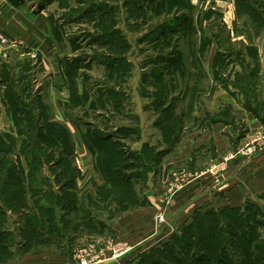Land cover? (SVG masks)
Listing matches in <instances>:
<instances>
[{"label": "crops", "instance_id": "crops-1", "mask_svg": "<svg viewBox=\"0 0 264 264\" xmlns=\"http://www.w3.org/2000/svg\"><path fill=\"white\" fill-rule=\"evenodd\" d=\"M255 1L264 3V0ZM14 3L15 0H0V31L10 38L9 45L0 49V109L7 122L4 132H26L29 121L34 120L43 131L50 124L47 132L54 127L69 133L70 146L65 155L60 150L61 141L54 145L48 140L43 143L52 157L47 156L49 170L35 174L40 187L35 193L30 190L29 172L22 173L23 179L29 181L28 187L25 185L24 204L16 213L21 218L17 237H22L30 211L40 217L38 210L42 206L38 208L35 204L41 198L55 197L57 211L50 207L43 218L45 229L41 240L45 238L44 246L52 245L50 250L37 248L30 251L29 256L19 258L18 264H74L78 249L92 241L107 242L110 238H105L106 233L108 237L118 235L116 240L133 248H142L167 239L175 224H187L195 212L242 208L245 200H254V195L261 199V190H264V145L261 143H264V136L256 135L264 130V10L254 14V20L259 21L256 31L260 33L251 47L253 57L251 61H240L246 69L236 70L237 75L245 79L244 83L255 84L253 93L234 95L236 100L241 99L242 105L234 96L221 93L210 99L212 106L208 108L212 107L214 111L202 109L196 116L200 99L209 103L208 96L198 93L194 107L181 114L173 111V115L168 116V123L160 119V112L156 114L152 123V129L157 133L155 142L144 141L142 127L138 126L136 129L124 127L127 134L123 137L120 132L112 131L109 140L89 142V125L99 132H107L96 124L81 122L85 125L81 126L77 121L78 115L86 116V111L91 109L95 93L90 89L86 91L82 82L75 83L68 78L64 64L67 55H61V47L54 43L50 15L42 11L32 13L28 3ZM232 62L212 59L210 66L205 67L202 60H194L189 64L188 73H196V76L202 66L219 67V70ZM193 68L197 72L191 71ZM184 70L186 73L185 63L181 73ZM220 71L221 77L234 75L232 69ZM209 73L214 75L213 70ZM9 87L18 92L14 99L7 95ZM234 111L235 121L230 122L226 118L229 114L234 115ZM129 139L140 143L138 149L143 156L135 166L130 155L137 149L129 146ZM28 141L32 144V140ZM246 146L251 148L250 154L235 156L220 169L212 170V166L219 165L229 153ZM61 154L68 161L69 171L59 164ZM120 157H123V164L118 163L121 167L118 172L115 167ZM40 180L45 181V186ZM123 184L125 188L136 190L137 202L130 198L120 205L117 194ZM137 187L144 188L138 191ZM45 201L53 203L48 199ZM53 213L60 214L56 220L49 216ZM159 213L164 215V222L157 229L154 218ZM171 221H175L174 224H170ZM78 243L80 245L76 246ZM131 255L134 257V253L121 257L120 264L129 262ZM118 262L107 260L100 264Z\"/></svg>", "mask_w": 264, "mask_h": 264}, {"label": "rangeland", "instance_id": "rangeland-1", "mask_svg": "<svg viewBox=\"0 0 264 264\" xmlns=\"http://www.w3.org/2000/svg\"><path fill=\"white\" fill-rule=\"evenodd\" d=\"M23 3H28V9L32 13L42 11L50 15L54 43L61 47V55H67L64 64L68 78L75 83L82 82L86 91L90 89L95 93L97 107L87 110L86 116L78 115L77 121L103 127L109 136L112 131L120 132L124 127L136 129L138 126L142 127L144 141L155 142L157 133L152 129V123L160 109H167L171 104L173 111L181 114L183 110L194 107L198 93H203L204 97L208 96L206 98L209 103L200 99L195 115L200 114L202 109L211 113L214 110L212 107L208 108L212 106L210 99H215L221 93L230 97L240 92H254L255 84L244 83L245 79L237 75L236 70L246 69L240 61H251L253 57L251 47L256 35L260 33L256 31L259 21L254 20V14L264 10V3L255 0H15L14 4ZM220 9L223 12H220ZM195 47L197 48L194 52ZM212 59L222 62L233 60V64L215 69L218 73L214 75L209 73L211 68L204 66L197 70V77L194 68L191 71L195 74L188 73L191 61L202 60L205 67H208ZM173 61H177V64L173 65ZM184 63L187 72L184 70V73H181ZM221 69H232L234 75L221 77ZM164 83H167L166 88L162 85ZM113 93L120 96L117 98V105L120 107L118 112V107L115 110L114 106L115 99L109 98ZM235 101L241 103V99ZM216 107L214 105V109ZM235 118L234 111V115L229 114L226 119L231 122L233 119L235 121ZM82 123L81 126L84 125ZM6 124L0 109V141L12 146L0 148V174L19 169L28 172V153L23 151L27 152L29 148L22 147L23 138L20 133L4 132L7 130ZM120 133L123 137L122 132ZM22 136L26 137L25 134ZM256 136L262 138L264 130ZM11 139H14L15 143L10 142ZM133 142L134 140L129 139V146L139 152L140 143ZM248 148L250 149L246 146L229 153L219 165H213L212 170L220 169V166L226 165L235 156L250 154L252 151L247 150ZM40 156L42 161L38 171L45 173L49 169L45 156ZM28 181H24L26 186ZM1 182L2 186L6 187V181L0 180ZM39 182L45 186V181ZM139 188L142 190L144 187H137L138 191ZM263 191L261 190L260 200L254 195V200L243 202L247 206L236 210L229 208L225 213L227 219L221 218L218 211L207 219L208 225H221L229 221V225L234 228L237 216L243 214L239 210L247 213L244 219L251 221L248 223L250 234L245 237L241 246L245 256L238 259V264H264ZM45 199L41 198L39 206L45 205ZM11 205H14L12 201L9 205L2 204L4 214L0 216V233L8 234L4 242L7 244V250L12 253L5 264H18L20 257L27 256L28 252L37 248L50 250L52 245L44 246L45 238L33 241L31 239L28 242L26 236L20 239L17 237L21 218L16 215L17 211ZM38 212L41 214L43 210L39 209ZM59 215L53 213L49 216L56 220ZM193 221L192 219L180 226L175 224L167 239L143 245L142 248H133L123 241L116 240L118 235H104L107 236L106 239L110 238L106 241L120 250L129 246L133 248L122 255L125 257L134 253V257L131 255L132 259L125 264H235L223 255L220 248L207 246L218 240L217 235L214 234L211 240L205 241V233L194 230L197 238L192 240L195 232L183 229ZM174 222L171 221L170 224ZM203 223L199 221L200 225H204ZM231 236L234 234L231 233ZM31 242L33 246L27 248ZM240 243L241 241L232 244L238 247ZM78 245L80 243L76 246ZM121 260L117 258V264H120Z\"/></svg>", "mask_w": 264, "mask_h": 264}, {"label": "trees", "instance_id": "trees-1", "mask_svg": "<svg viewBox=\"0 0 264 264\" xmlns=\"http://www.w3.org/2000/svg\"><path fill=\"white\" fill-rule=\"evenodd\" d=\"M219 68V67H218ZM218 68H212L213 73L217 74L218 72H215V69ZM166 84L164 83L162 84L164 88H166ZM73 86H75V84H72ZM7 95L9 97H11L12 99H14L16 96H18V92L14 89L9 87ZM108 98V97H106ZM109 98L115 99L114 102V106H115V110L116 107H118L119 105V100L117 98H120L118 93H113L109 95ZM96 98L93 99L90 108H95L97 107V102H96ZM250 100V98L248 97V101ZM108 101V100H107ZM112 102V100H111ZM172 105L170 104L168 106L167 109H160V113H161V117L160 119H164V123H168L169 120L168 116L173 115V109H172ZM120 110V107L117 108V112ZM51 125H47L44 128L46 129V131H43V128H40L39 126L37 127L35 124L34 120H30L29 121V126H28V130L25 131H20V135L23 138L22 142L23 145L22 147H24V149H26L27 147L29 148V151H23L24 153H28V166H30V170L28 171L30 174V181L32 183V187H30V190L32 192H36L35 190L40 188L39 185L36 183L38 182L35 178V174L36 172H38V167L39 165H41V154H43L45 156V161H49L47 160V156L52 157L51 153H48V146L46 147L45 144H43L44 142L48 141H52L53 145L56 144V141H61L62 142V146L60 148L61 152L63 154H67L70 146H69V133H67L66 131H64L63 129L59 128V130H55L54 127H52V130H49L47 132V127H50ZM90 128V131L87 134V139L92 140V141H105V140H109L111 137L108 135L109 133H102L99 132L97 130H94L95 128H92L91 125L88 126ZM120 132H122L123 136H125L127 134V130L125 128H121ZM26 135V137L22 136V135ZM28 140H32V144L29 143ZM10 142H14V139H11ZM90 142V141H89ZM1 145L0 148L4 149V148H9L12 147L11 145H9L8 143H4L2 141H0ZM4 143V144H2ZM13 143V146H14ZM6 144V145H5ZM99 149H102L103 147L100 148V145H96ZM92 147V146H91ZM105 149V148H104ZM123 157H125L124 155H122ZM108 157V154L106 153L104 155V159L106 160ZM123 157H120V161L119 159L117 160V167H115V169H118V172H120L121 167L118 165V163L123 164ZM131 158H134L132 160L133 165H137L139 159H142V152H134L132 153V155H130ZM136 159V160H135ZM35 160V163H34ZM2 162V161H1ZM59 162V161H58ZM68 161H66V159L63 158V155L61 154V160L59 162V164H61L65 170L69 171V167H68ZM35 166V167H34ZM35 170H33V169ZM24 171H22L21 169L17 170H12L9 172H3L0 174V180H5L6 181V187L2 186L3 183H0V202H2L3 205H9L10 202L12 201L14 205H11L15 211H18L21 209L22 205L24 204V190H25V184H24V179L22 177V173ZM54 198L52 195H50L49 197H46V199L51 200L53 203L52 204H48V203H44L45 205H42V208L39 206L40 204V200L36 202L35 206L38 208H41L43 210V212L40 214V217L35 213V211H30L28 213V215L26 216V220H25V227L22 233V237L26 236V240L28 242H30L29 240L32 239L33 240H41L42 235H43V230L45 227V223L43 221V218L46 215L45 210H50V207H53V211H56V205L54 202ZM130 198L133 199L134 202H137L139 200L138 196H137V192L135 189H131L129 187L125 188L124 184L121 185V188L117 194V201L120 202V205H124L127 201L126 200H130ZM6 202V203H5ZM2 204H0V216L1 214H4L2 211ZM247 206V205H245ZM230 210V209H229ZM232 210H236V209H232ZM228 210L225 211H218L220 212L219 214L221 215V218L223 219H227V217L225 216V213ZM214 212L217 211H208V212H195L193 213V223L190 225H187L183 230H188L189 232L192 230L194 233V235L191 237L192 240H196L197 235H196V231L197 232H204L205 235L203 237V239H205V241H209L211 240L212 236L215 234L217 235L219 238L218 240L214 243V244H207V246L209 248H220L221 250H223V255H225L227 258H229V260H232L235 264L239 263V258H243L245 255L242 254V250H241V246H243V242L246 236H249L250 234V230H249V225L248 223L251 221H247L245 220V216H247L246 212H242L241 210H239V212L243 213L242 215H238L236 218V222L234 228H232L229 225V221H225L223 224L221 225H215V223H212L211 225H208L207 219L210 218V216H212V214ZM199 221H203L204 225H200ZM228 226V227H227ZM226 228V229H225ZM231 233L234 234V236H231ZM7 235H4L3 233H0V264H5L12 256V253L10 251L7 250V244L4 242L5 237H7ZM175 241V240H174ZM240 245L237 247H235L232 243H237L240 242ZM32 242L31 244H29L30 248L32 247ZM240 247V248H239ZM243 248V247H242ZM231 258V259H230Z\"/></svg>", "mask_w": 264, "mask_h": 264}, {"label": "built area", "instance_id": "built-area-1", "mask_svg": "<svg viewBox=\"0 0 264 264\" xmlns=\"http://www.w3.org/2000/svg\"><path fill=\"white\" fill-rule=\"evenodd\" d=\"M10 38L4 35L0 31V49L9 45ZM251 150V148L247 149ZM164 222V215H157L154 218V225L158 229L159 225ZM132 247H127L126 249L120 250L113 246L111 242H100L92 241L87 243L85 246L77 250L75 254L74 264H99L107 260L120 259L122 255L126 254L131 250Z\"/></svg>", "mask_w": 264, "mask_h": 264}, {"label": "bare ground", "instance_id": "bare-ground-1", "mask_svg": "<svg viewBox=\"0 0 264 264\" xmlns=\"http://www.w3.org/2000/svg\"><path fill=\"white\" fill-rule=\"evenodd\" d=\"M113 260H115V261H116L117 259H113Z\"/></svg>", "mask_w": 264, "mask_h": 264}]
</instances>
